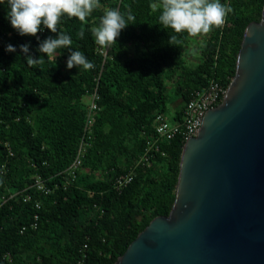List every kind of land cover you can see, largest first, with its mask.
<instances>
[{"label": "trees", "instance_id": "1", "mask_svg": "<svg viewBox=\"0 0 264 264\" xmlns=\"http://www.w3.org/2000/svg\"><path fill=\"white\" fill-rule=\"evenodd\" d=\"M157 0H100L101 7L82 24L65 16L59 28L72 38L71 48L55 59L37 51L47 37L20 36L0 4V264H113L147 223L170 210L183 141L159 144L149 165L132 169L121 190L112 181L128 173L145 149L155 114H164L169 86L181 109L210 81L226 88L234 75L244 27L259 20L263 0H221L233 11L201 44L199 59L188 66L184 51L191 36L159 25ZM107 8L131 11L116 44L96 45L91 29ZM83 29L84 38L77 33ZM15 52H7V45ZM28 44V53L20 45ZM94 64L91 70L67 68L72 51ZM45 59L31 68L26 57ZM98 96L91 124H85V98ZM181 111L171 121L180 120ZM85 143L76 177L65 170L78 145ZM40 181L42 190H37ZM32 227H29L32 225Z\"/></svg>", "mask_w": 264, "mask_h": 264}, {"label": "water", "instance_id": "2", "mask_svg": "<svg viewBox=\"0 0 264 264\" xmlns=\"http://www.w3.org/2000/svg\"><path fill=\"white\" fill-rule=\"evenodd\" d=\"M113 264H264V0L220 103L182 145L168 214Z\"/></svg>", "mask_w": 264, "mask_h": 264}, {"label": "clouds", "instance_id": "3", "mask_svg": "<svg viewBox=\"0 0 264 264\" xmlns=\"http://www.w3.org/2000/svg\"><path fill=\"white\" fill-rule=\"evenodd\" d=\"M5 2L8 8L6 18L20 36H37L42 26L52 33L58 32L56 38L49 36L38 45L37 51L46 54L48 60L56 58L57 50L71 48L73 43L71 36L59 28L61 20L67 16L69 19L77 18L84 24L93 11L101 7L100 0H0V4ZM151 7L153 11L160 12L159 25L176 34H170L169 43L174 46L181 45V40L177 38L181 33L197 37L222 27L233 11L221 0H157ZM134 23L135 16L130 10L121 13L119 9L107 8L99 18L98 25L92 27L91 33L96 45L107 48L116 44L127 25ZM77 36L83 39L84 30L81 29ZM20 49L28 53L29 45H20ZM5 51L15 52L16 48L9 44ZM26 61L31 68L45 63L43 55L39 59L27 55ZM74 66L85 71L94 68V64L79 50L72 51L67 59V68L72 69Z\"/></svg>", "mask_w": 264, "mask_h": 264}, {"label": "built area", "instance_id": "4", "mask_svg": "<svg viewBox=\"0 0 264 264\" xmlns=\"http://www.w3.org/2000/svg\"><path fill=\"white\" fill-rule=\"evenodd\" d=\"M225 89L222 88L220 84L210 81L204 89L194 91L181 109V116L178 122H168L162 114L153 115L152 133L147 137H145L146 134H142L143 138H145V149L143 153L135 160L128 173L117 176L112 181V188L119 191L130 183L133 177L132 169L139 165H149L150 159L153 158V155L159 153L160 143L170 141L176 136L184 143L187 138L195 136L198 132L204 112L207 109L216 107L220 103ZM85 100L86 118L84 128L91 124L93 113L97 109L96 102L98 100V96L95 91H93L85 98ZM84 147L85 143L80 142L73 162L65 170V174L66 176H70V180H73L76 177V172L79 170ZM34 186L37 190L43 189L40 181H35ZM32 226L33 224L29 227ZM84 249L85 245L81 247L80 256L74 264H83Z\"/></svg>", "mask_w": 264, "mask_h": 264}, {"label": "rangeland", "instance_id": "5", "mask_svg": "<svg viewBox=\"0 0 264 264\" xmlns=\"http://www.w3.org/2000/svg\"><path fill=\"white\" fill-rule=\"evenodd\" d=\"M206 38L207 34L197 37H190L184 51V58L188 66H192L193 64H196L198 62L200 47L201 44L206 40ZM166 95L167 104L165 112L162 115H164L168 122H171L174 114L181 111V104L179 103L178 97L174 95L169 86L166 88Z\"/></svg>", "mask_w": 264, "mask_h": 264}]
</instances>
